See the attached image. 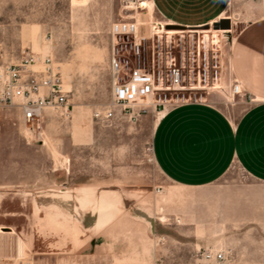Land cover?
Instances as JSON below:
<instances>
[{"label":"rangeland","instance_id":"1","mask_svg":"<svg viewBox=\"0 0 264 264\" xmlns=\"http://www.w3.org/2000/svg\"><path fill=\"white\" fill-rule=\"evenodd\" d=\"M143 1L0 0V65L19 60L24 48L51 51L73 105L69 119L46 111L43 138L24 128L18 106H0V144L5 134L19 140L9 154L17 161L12 185L0 184V262L119 261L118 256L129 258L137 254L133 247L145 245V225L171 221L168 215L177 211L184 234H201L206 245L229 247L236 264H264V184L233 163L206 187L180 188L162 173L153 154V133L163 109L137 118L120 108L112 118L94 116L111 102V23L136 18L146 31L148 24L164 21L151 0L149 6H142ZM227 14L230 28L213 23L175 30L172 25V38L162 35L155 46L148 40L141 58L130 49L122 52L149 70L155 52V69L165 73L171 53L184 72V84L191 86L179 91L181 101H210L232 113L245 92H232L230 48L242 25L264 16V0H231ZM83 186L97 193L96 209L76 201ZM104 198L109 206L102 226ZM102 239L105 244L99 245ZM179 253L178 264H193L196 247L185 245Z\"/></svg>","mask_w":264,"mask_h":264},{"label":"crops","instance_id":"2","mask_svg":"<svg viewBox=\"0 0 264 264\" xmlns=\"http://www.w3.org/2000/svg\"><path fill=\"white\" fill-rule=\"evenodd\" d=\"M151 2L164 21L177 27H201L226 18L231 0ZM228 62L232 78L245 92L243 99L233 105L232 113L210 101L182 102L169 105L155 125L154 158L175 186L206 187L220 179L233 163L239 164L252 181L264 184V16L241 26L231 45ZM16 137L5 134L1 138L3 187L12 185L10 180L15 177L17 161L9 158V154L17 146ZM107 216L108 209L99 225H104ZM168 216L172 217L171 221L160 220L155 224L150 221L145 225L142 238L147 244L133 247L137 254L129 258L118 256L119 261L103 264H178L183 258L179 250L185 245L196 247L195 258L199 249L217 245H206L201 234H184L179 229L181 212ZM112 237L110 244L114 247L116 237ZM98 242L105 244L103 239Z\"/></svg>","mask_w":264,"mask_h":264},{"label":"built area","instance_id":"3","mask_svg":"<svg viewBox=\"0 0 264 264\" xmlns=\"http://www.w3.org/2000/svg\"><path fill=\"white\" fill-rule=\"evenodd\" d=\"M139 25L136 18L116 20L110 25L111 102L105 108L95 110L96 118H112L117 108L130 118H137L150 109H163L164 112L171 104L194 101L185 98L181 101L179 91L189 89L191 86L184 84V72L174 63L171 53L165 59V64L169 67L168 73H165L161 69H155L157 63L155 52L152 70L142 66L141 60L136 64L131 63L129 57L122 52L130 49L135 56L141 58L148 40H152L155 46L156 38L160 41L162 35H168L170 38L174 35L160 32L163 27L173 28V24L168 21L150 23L146 26V31ZM198 49L200 54V44ZM123 70L125 75H122ZM243 91L241 84L235 81L233 94H240ZM174 93H177V96L173 95ZM69 94L70 89L66 87L61 68L51 51L36 52L24 48L19 60L0 65V106H18L24 128L32 136L43 138L45 113L48 109L62 119L72 117L73 105ZM0 264L23 263L0 262ZM193 264L236 262L235 255L229 247L213 245L199 249Z\"/></svg>","mask_w":264,"mask_h":264},{"label":"bare ground","instance_id":"4","mask_svg":"<svg viewBox=\"0 0 264 264\" xmlns=\"http://www.w3.org/2000/svg\"><path fill=\"white\" fill-rule=\"evenodd\" d=\"M142 6H149V2L147 0H144L142 2ZM139 23H141V26H142V24H143L142 21H139ZM175 30L169 29V28L167 29L166 27H164L163 30H160V32H166V33H170L171 34V33L175 32ZM179 31H182V30H179ZM195 31H196V29H195ZM211 31H223V30H221V29H219V30L212 29ZM96 194L97 193H95V191L91 187L83 186L79 190H77L76 195H75V199H76V201H78L79 206L80 205H82V206H92L93 208L96 209L97 208L96 207L97 206V202L100 201ZM108 205H109V198L102 199L101 207H100V219L101 220H104V217H105L107 209H108ZM98 217H99V215H98Z\"/></svg>","mask_w":264,"mask_h":264},{"label":"water","instance_id":"5","mask_svg":"<svg viewBox=\"0 0 264 264\" xmlns=\"http://www.w3.org/2000/svg\"><path fill=\"white\" fill-rule=\"evenodd\" d=\"M215 27L221 28H230L231 27V20L230 18H221L219 21L214 23Z\"/></svg>","mask_w":264,"mask_h":264}]
</instances>
